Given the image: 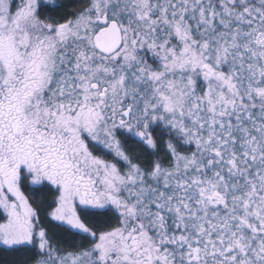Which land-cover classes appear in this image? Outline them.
Wrapping results in <instances>:
<instances>
[{
  "label": "snow or ice",
  "instance_id": "6c2138e0",
  "mask_svg": "<svg viewBox=\"0 0 264 264\" xmlns=\"http://www.w3.org/2000/svg\"><path fill=\"white\" fill-rule=\"evenodd\" d=\"M0 264H264V0H0Z\"/></svg>",
  "mask_w": 264,
  "mask_h": 264
}]
</instances>
